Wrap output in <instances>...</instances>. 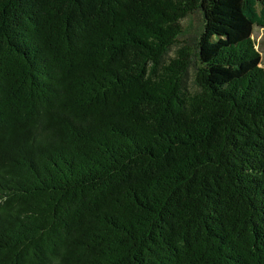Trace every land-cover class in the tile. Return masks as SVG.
Segmentation results:
<instances>
[{
  "label": "trees",
  "instance_id": "trees-1",
  "mask_svg": "<svg viewBox=\"0 0 264 264\" xmlns=\"http://www.w3.org/2000/svg\"><path fill=\"white\" fill-rule=\"evenodd\" d=\"M264 0H0V264H264Z\"/></svg>",
  "mask_w": 264,
  "mask_h": 264
},
{
  "label": "rangeland",
  "instance_id": "rangeland-1",
  "mask_svg": "<svg viewBox=\"0 0 264 264\" xmlns=\"http://www.w3.org/2000/svg\"><path fill=\"white\" fill-rule=\"evenodd\" d=\"M252 39L255 44V48L260 55V66L264 68V27H254L252 31Z\"/></svg>",
  "mask_w": 264,
  "mask_h": 264
}]
</instances>
